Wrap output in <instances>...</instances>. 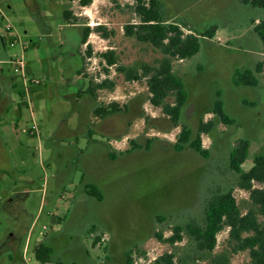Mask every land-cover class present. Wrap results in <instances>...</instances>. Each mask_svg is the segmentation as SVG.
Listing matches in <instances>:
<instances>
[{
	"label": "rangeland",
	"instance_id": "1",
	"mask_svg": "<svg viewBox=\"0 0 264 264\" xmlns=\"http://www.w3.org/2000/svg\"><path fill=\"white\" fill-rule=\"evenodd\" d=\"M159 1L168 23L178 24L185 35L196 34L201 41L197 55L182 62L172 60L173 73L182 80L188 94L176 126L150 105L144 80L126 81L116 70L117 66L135 70L143 64L153 66L163 57L150 45L124 36V26L136 22L129 9L132 0H92L83 9L76 2L58 1L60 10L70 9L88 26L101 24L114 33L108 41L92 33L89 41L93 58L113 48L117 64L106 72L98 60L94 64L86 62L83 67L85 76L99 80L102 74L113 87L84 98L79 110L65 98L64 74L57 63L51 62L48 46L42 40L38 16L55 28L46 2L39 0L38 12L31 0H0V34L5 33L6 26L12 32L6 55L24 63L22 71L14 64H0V70L27 79L25 90L22 87L26 103L23 121L16 131L4 135L8 153L0 150V166H6L9 156L8 166L13 172L0 174V264H11L3 244L13 234V215L18 212V205H7V201L23 190L30 197L22 229L38 215L29 248L24 251L20 247L28 264H37L32 247L39 235H50L56 228L51 223L52 215L65 216L72 210L74 197H78V204L68 227L60 226L66 238L56 243L54 256L73 260L83 251L82 246L92 264H100L98 260L104 259L106 248L114 253L112 264H123V251L131 253L134 264H151L164 253L173 255V264H209L224 252L227 229L218 234L211 254L198 252L187 237L168 246L159 242L156 234L168 237L174 226L184 227L190 221L201 224L206 204L216 192L231 191L242 213L251 208L248 194L236 186L238 176L229 169L228 156L240 139L250 142L243 170L251 168L256 155L264 156V73L258 76L256 87L236 86L231 77L232 70L253 68L252 60L262 53L261 42L248 23L252 11L241 6L240 0ZM211 25L218 26L217 35L205 39L203 33ZM228 42L235 44L230 46ZM246 55L248 61L241 64L240 59ZM217 91L224 113L235 121L233 125H223L209 113ZM13 98L19 102V97ZM110 103H116L120 111L104 121L93 116L95 107ZM201 121L213 124L208 134L201 135L208 157L202 158L189 148L177 152L174 144L180 125L189 127L195 137ZM90 122L108 126L103 131L99 126L95 131ZM79 123L81 130L86 124L91 127V140L80 135L76 129ZM32 131L35 136L29 134ZM109 138H120L111 164L105 146ZM130 141L137 148L128 153ZM90 142L95 144L90 146ZM72 149L78 154V163L74 161L71 170L53 179L59 165L74 154ZM83 181L101 189V202L83 195ZM60 184L64 190L58 192ZM97 236L98 242L94 240ZM227 256L229 264H250L246 252Z\"/></svg>",
	"mask_w": 264,
	"mask_h": 264
},
{
	"label": "trees",
	"instance_id": "2",
	"mask_svg": "<svg viewBox=\"0 0 264 264\" xmlns=\"http://www.w3.org/2000/svg\"><path fill=\"white\" fill-rule=\"evenodd\" d=\"M80 6H88L92 0H79ZM244 5L251 8L264 10V0H240ZM136 22L123 28L126 37L135 38L140 43L150 45L163 56L156 65L143 64L139 69H126L117 66V71L124 75L126 81L139 82L144 80L149 94V103L152 107L160 109L175 126L178 124L180 112L188 99L184 84L172 70V60H188L200 51V39L196 34H184L181 27L175 23H168L165 19L164 10L159 0H133L129 7ZM253 32L262 45L264 55V19L257 23L252 22ZM103 38H109L112 34L105 26L95 28ZM217 31L216 26L206 29L204 38L212 39ZM90 33L86 29L85 36ZM107 68L116 65L115 53L112 50L101 53ZM104 68V66H102ZM264 70V60L255 65L253 71L248 69L236 70L232 75V83L236 86L256 87L258 81L255 74ZM112 84L104 80L99 84L89 83L87 91L95 97L98 90L112 89ZM220 93L216 92L217 99L214 101L210 114L216 116L226 126L233 125L235 121L226 115L219 99ZM120 111L116 103L100 105L92 114L98 119ZM213 126L211 121H201L195 137L192 130L180 125L176 136L174 149L177 152L186 148L193 150L202 158L208 157V152L203 148L201 135L209 133ZM131 152L137 148L132 141L129 142ZM250 142L246 139L236 141L228 156L229 169L238 176L237 188L248 194L251 208L242 213L237 206L235 197L231 191L216 192L212 194L206 204L202 223L190 221L184 227L174 226L168 237L156 234V239L168 246L180 243L187 237L194 243L198 252L213 253L217 246V236L227 229L228 237L225 241V250L220 255L214 256L209 264H229L227 254L246 252L250 264H264V156L256 155L252 160V166L245 171L243 163L248 157ZM86 195L101 202L103 195L94 185L84 186ZM98 242V236L94 238ZM34 259L39 264H74L60 261L52 262V250L46 245L39 243L33 248ZM131 253H126V264H134ZM173 255L164 253L151 264H173Z\"/></svg>",
	"mask_w": 264,
	"mask_h": 264
},
{
	"label": "crops",
	"instance_id": "3",
	"mask_svg": "<svg viewBox=\"0 0 264 264\" xmlns=\"http://www.w3.org/2000/svg\"><path fill=\"white\" fill-rule=\"evenodd\" d=\"M241 6L248 7L252 11V16H250V18H248V23L251 26V28H253L252 25H251V23L253 21L255 23H257L259 20L264 19V18H261V17H264V15H263L264 14V10L251 8L248 5H241ZM256 12H259V14H256ZM7 27H9V26H6L4 28V32L5 33H3V34L1 33L0 34V64L12 65V63H10L12 58H8L7 55H6L7 49L11 47V38H12L11 27H10V32L9 33L6 31ZM217 29H218V26H217ZM217 32H218V30L216 31L215 36L217 35ZM232 40L235 41L233 38H232ZM227 44L231 46V45H234L235 43L233 42L231 44L230 42H228ZM261 50H262V46H261ZM262 57H264L263 54L259 53L258 54V58L256 60H254V61L252 60L253 68L248 69V68H243L242 67V68H239V69H235V70H232V75H233L234 71H236V70L248 69V70L253 71L254 68H255V65L258 62L262 61ZM183 61H185V60H183ZM247 61H248V55H246V56H244L243 58L240 59V63L241 64H243V63H245ZM180 62H182V61H180ZM64 68L65 67L62 66L61 70H64ZM263 73L264 72L259 73V74H255L257 80H258V76L262 75ZM29 74H30V72H29ZM232 75H231V77H232ZM26 84H27V79L24 78L23 75H22V77H16V76H13V75L5 74L2 70H0V150L4 151V152H7V153H8L7 144H6L5 140H4V135L6 133H13V131H16L19 128V123H22V121H23L22 110H23V106L26 103H25V98H24L25 95L22 94V92H23L22 89L24 88V90H25ZM14 96L16 98L19 97V102H15L14 101V98H13ZM65 98L69 99L67 97H65ZM26 107L28 108V106H26ZM11 125H13V126H11ZM83 126H84V128L82 127V130H81V125H79L76 129L79 130L80 135H82V137L84 139H87V138L90 139V136H91V133H92L91 127L87 126V124L83 125ZM107 126L108 125H106V127H104V124H102V127H100V129H101L100 131H103V130L107 129ZM29 134L31 136H35V133L33 131L29 132ZM119 139L120 138H111V140H110V138H109V139H107V143L105 144L107 160H108V162L110 164L113 162V158H114V153L113 152H116V150L118 148L117 147L118 146L117 143H118ZM60 140H63V139H60ZM75 140H76V138L74 139V141ZM93 144H95V143L90 142L89 145L91 146ZM57 146H59V144ZM60 149L62 150L61 147H60ZM68 149H69V152H70L71 151L70 147ZM72 151L74 152V154L70 153L69 157L66 159L67 160L66 163L64 162V164L59 165V169H57L56 172L54 174H52V178L53 179H57L58 175L61 172L65 171L67 169L71 170L70 167H71V165L73 164L74 161H75V163H78V161H77L78 154L76 153L75 149H72ZM57 159L59 160V156L58 155H57ZM5 161H6L5 162L6 166L5 167H1L0 166V174H3L6 171L12 172L11 171V166L10 167L8 166L9 156L6 157ZM56 184H58V183H56ZM87 184H89V183H86L85 181H83L82 193H83L84 196H87L85 194V192H84V186L87 185ZM91 185H93V184H91ZM57 186H59V187H57L58 192H59V190H64L63 184H60V185H57ZM98 189L101 191L100 188H98ZM19 193H21V192L19 191V192H16L15 194L18 195ZM22 193L24 194V191H22ZM101 193H102V191H101ZM25 194H26V198H25V202H24V212H25V215H28V213H27L28 212L27 205H28V200H29L30 196H29V192L28 191H25ZM77 198L78 197H74L73 198L74 202L72 204V210L68 211V213L65 216L60 217V216H57V215H52L51 223H52V225H55L56 228H54V230H52V233L50 235L48 233H46V232L45 233H41L39 235V237L37 238L35 244L32 247V252H33L34 246H36L39 243H42V244L46 245L47 247H49L52 250V262L60 261V262H63V263L92 264L91 260H90V256H89L87 250L84 247H82L81 245L80 246H81V249H83V251L73 260H65V259L60 260V258H56L54 256L55 253H56L54 248L57 247L56 243L60 239L66 238L65 232H62V230H60V226H63L64 228L68 227L69 223L72 220L73 210L75 209V206L78 204ZM52 207H55V206H52ZM37 216L38 215H36L32 220H31V218H32L31 217L29 219V221L27 223H25L26 227H24L23 229H22V224H21V221H22L23 218H21V217L20 218H14L13 221H14L15 228L13 230V234H10V236L5 241V243L9 246L11 244V242L14 241V237L15 236H18V238H19L18 239V242H19V249L18 250H14L13 252L8 251V250L5 251V252H7L6 254H7V257L9 259V261L11 262V264H28L27 261L25 260L24 256H23V254H20V247L22 245L24 251L26 250V248H29L31 233H32V229H33V227L35 225V222L37 220ZM68 239H70V238L68 237ZM69 244H71V242ZM125 253H126L125 251H123V253H122L123 264H126ZM54 257L56 259H58V260L53 259ZM113 258H114V253L111 252V250L106 248L104 259H99L98 262L100 264H112L113 263ZM37 264H39V263L37 262Z\"/></svg>",
	"mask_w": 264,
	"mask_h": 264
},
{
	"label": "flooded vegetation",
	"instance_id": "4",
	"mask_svg": "<svg viewBox=\"0 0 264 264\" xmlns=\"http://www.w3.org/2000/svg\"><path fill=\"white\" fill-rule=\"evenodd\" d=\"M44 1L46 2L48 10L51 12V15L54 18L55 28L46 25L38 16L37 19L42 29V40H44L46 45L48 46L51 62L57 63L61 69L62 66L65 67L64 70H62L64 74L63 77L65 82V87L63 88H65L64 90L67 91L65 97L69 98L71 100L72 105L77 110H79L83 106V101L85 100L84 98L86 97L88 98L91 96L87 91L89 83L92 82L93 84H99L102 81L106 80L102 74H100V79L96 80V78H92L90 76L87 77L83 73V67L86 62L87 63L91 62V64H94L96 60H98V63L102 64V66H105L104 60L101 59L99 56L101 53H99L97 59L92 57L94 53L92 52V47L90 46L89 38L92 33H96L100 37V39L108 41L109 38L114 35V33L111 31L112 34L109 38H103L98 32H96L95 28L104 25L96 24L94 27H90L88 26V24L81 21V19H78L76 17L77 15L73 13V11H71L70 9L65 8L60 10V8L62 7V5L58 4V1L60 0H44ZM78 1L79 0H67L68 3L76 2L79 5ZM31 4L35 10L40 12L41 3L39 2V0H31ZM132 4H133V0H132ZM88 6L79 5V7L82 9ZM55 8L56 10H58L57 12L55 11ZM212 26H216V25H211L208 28ZM86 29L90 30V33L87 36H85ZM109 50L114 51L115 59L117 61V54L115 50L113 48H110L106 51ZM89 70L90 69H87V71ZM106 117L100 120L104 121ZM90 123L93 130L95 131H99V126L102 127L100 124L95 125L93 122ZM79 125L80 123L77 126ZM23 191L24 194L22 192L19 193L18 195L14 194L13 197L8 199L7 201V205H10V203H15L16 205H18L17 206L18 212L16 215L15 214L13 215V218H20V217L25 218L24 202L26 198L25 191L27 190H23ZM18 239H19L18 236L14 237V241L11 242L9 246L4 242L3 244L4 249L11 252H13L14 250H18L19 249Z\"/></svg>",
	"mask_w": 264,
	"mask_h": 264
},
{
	"label": "built area",
	"instance_id": "5",
	"mask_svg": "<svg viewBox=\"0 0 264 264\" xmlns=\"http://www.w3.org/2000/svg\"><path fill=\"white\" fill-rule=\"evenodd\" d=\"M6 31L9 33L10 32V27H7ZM10 63L14 64L16 69L19 70V71H22V69L24 68V63H23L22 59H20V60H12L11 59ZM100 240L102 241V238Z\"/></svg>",
	"mask_w": 264,
	"mask_h": 264
}]
</instances>
